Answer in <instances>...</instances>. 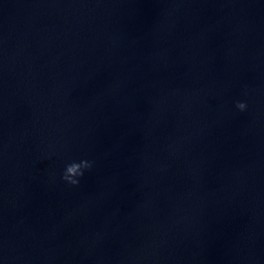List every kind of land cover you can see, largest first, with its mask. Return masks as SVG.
Wrapping results in <instances>:
<instances>
[{"label": "water", "instance_id": "water-1", "mask_svg": "<svg viewBox=\"0 0 264 264\" xmlns=\"http://www.w3.org/2000/svg\"><path fill=\"white\" fill-rule=\"evenodd\" d=\"M0 264H264V0H0Z\"/></svg>", "mask_w": 264, "mask_h": 264}, {"label": "clouds", "instance_id": "clouds-1", "mask_svg": "<svg viewBox=\"0 0 264 264\" xmlns=\"http://www.w3.org/2000/svg\"><path fill=\"white\" fill-rule=\"evenodd\" d=\"M235 107L240 111H245L248 107L245 101H237ZM93 165L92 161L83 159L80 161H72L65 165L61 179L69 185H78L79 177L83 176L86 169H90Z\"/></svg>", "mask_w": 264, "mask_h": 264}]
</instances>
